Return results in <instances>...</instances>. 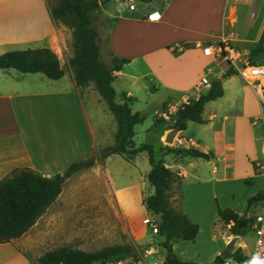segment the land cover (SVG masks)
Returning <instances> with one entry per match:
<instances>
[{
  "label": "rangeland",
  "instance_id": "rangeland-1",
  "mask_svg": "<svg viewBox=\"0 0 264 264\" xmlns=\"http://www.w3.org/2000/svg\"><path fill=\"white\" fill-rule=\"evenodd\" d=\"M57 1L47 0L50 7ZM99 1L103 4L95 12L93 23L104 35L113 30L117 23V18L107 16L104 9L121 16L141 17L150 5L159 10L164 8V0H152L151 3L134 0L136 10L130 9L129 0ZM140 28L154 33L165 30L163 25L152 24H142ZM193 49L196 48L183 53L173 52L169 48L158 49L152 63L138 71L145 75L140 81L141 88L131 89L138 98L131 109L133 112L139 111L145 120L135 126L136 146L151 143L157 153L160 149L165 150L159 142L157 131L161 125L171 127L174 120L171 118L163 123L157 111L164 109L163 104L167 100L173 104L180 103L181 95L188 89L194 92L195 82L208 72L206 67L192 60ZM65 65L68 66L67 61ZM133 65L138 66V61ZM222 68L228 70L225 64ZM222 68H217L215 80L223 73ZM12 71L20 77L24 75L18 70ZM20 80L24 86H41L43 89L57 83L42 73H27ZM120 80L124 86H128L126 78ZM144 85L150 90L144 89ZM234 86H237L236 89ZM225 87L224 96L206 103L203 116L207 122L191 121L182 132V135L192 137L200 146L198 149L219 150L220 153V160L214 159L213 162L189 158V162L199 165L200 169L190 165L187 167L190 177L189 183L181 189V209L200 227L195 239H175L171 242L172 251H169L164 246L166 237L160 231L153 232L152 225L147 222L149 218L159 225L161 216L149 212L144 202L154 189L146 175L150 167L146 151L140 152L134 161H127L119 154L112 155L106 161L107 175L105 160L100 159V150L114 143L117 122L110 110L105 108L107 105L103 100L104 104L100 102L96 107L87 104L93 120L96 121L95 113L109 126L103 139L93 140L91 152L99 160L93 167L68 178L56 201L28 230L25 236L29 245L26 254L31 263L37 264L42 255L62 247L97 252L107 247L121 246L133 249L134 253L128 257L136 264H167V258L187 264H213L221 254L222 251L219 254L218 251L227 236L233 238L234 234L230 230L233 223L226 224L221 219L219 208L243 212L238 217L249 218L257 214L262 206V201H258L249 207V198L254 194H264V170L256 171L254 168V163L264 162L261 127L252 124L253 117L260 111L259 99L251 86L240 77H236L232 84L227 82ZM90 91L94 92L95 87L92 86ZM163 145L173 144L164 139ZM215 165L219 167L217 173H213ZM254 170L257 175L247 177ZM197 175L209 182L196 180L194 177ZM225 175L233 179L225 181ZM216 177L221 182L218 179L215 181ZM173 189V194L180 195L177 183L173 184ZM198 190L203 194L196 195L194 191ZM246 211L249 213L244 214ZM254 243V231L249 228L245 235L238 237L236 248L242 245V253L248 255L252 253ZM149 249L158 251L150 254Z\"/></svg>",
  "mask_w": 264,
  "mask_h": 264
},
{
  "label": "crops",
  "instance_id": "crops-1",
  "mask_svg": "<svg viewBox=\"0 0 264 264\" xmlns=\"http://www.w3.org/2000/svg\"><path fill=\"white\" fill-rule=\"evenodd\" d=\"M151 2L152 0H149L148 3ZM154 8L157 9L150 5L141 17L121 16L104 9L107 16L117 18V23L106 35L99 30L102 60L107 64H110L113 56L130 60L122 70L116 72L113 82L118 102H123L122 94L127 93V96L132 98L131 107L138 99L131 89H140V81L145 75L139 74L140 68L152 63L158 49L171 50V45L174 43H182L187 47L186 50L196 48L192 50L191 58L196 64L208 69L206 73H210L212 82L217 78L218 67L222 68L225 64L229 70L232 66L225 60L218 61L217 58L205 56L202 48L196 46L197 43L216 45L230 38L238 50L239 47L241 48L243 55L250 56L256 63H264V0H173L171 2L164 0V8L160 10L161 21L150 22L147 20V15ZM142 24L163 25L165 30L160 33L145 32L140 28ZM73 41V30L53 18L47 0H0V55L9 51L48 47L58 55L65 70V75L55 80L57 82L55 86L43 89L40 88L41 86L36 88L34 85H22L20 79L25 78L27 73H23L24 75L20 77L12 71L16 69H0V181L17 168L29 167L49 177L62 173L71 163L89 152L95 138L100 141L108 132L109 126L105 121L100 120L95 113L96 121H94L87 106L89 103L90 106L96 107L98 103L105 101L94 83L87 87L77 86L69 63L74 54ZM66 61L68 66L65 65ZM136 61L138 66L133 65ZM222 69L223 73L220 74L219 79L222 80L224 95L227 82L232 84L236 77L246 82L237 72L225 76L228 70ZM120 78H126L127 83L129 82L127 87ZM201 78L193 85L194 92L188 89L181 95V102L187 96L195 99ZM92 86L95 87L94 92L90 91ZM235 87L237 86H234V89ZM143 88L150 90L147 85ZM168 103H172L171 100H167L163 108ZM105 108H108V105ZM260 111L253 117L252 124L261 127L264 156V129L255 121ZM168 121L170 120H165L163 123ZM171 129V127L165 128L164 125L158 129L157 137L161 146H167L163 145L164 139ZM179 131L181 133L170 146L200 147L192 137L182 135L185 130ZM133 144L136 146L135 139ZM202 151L213 153L214 156L207 161L220 160L219 150ZM111 156L105 159V169L106 161ZM162 157L168 167L179 172L183 177L179 185L180 195L173 194V188L170 191L172 206L183 212L181 189L189 183L190 172L187 167L190 165L194 169H200V166L189 162V158L195 157L173 153L163 154ZM257 163H254V168L260 171L256 166ZM218 169L219 167L215 165L213 173H217ZM150 170L151 164L146 171L147 176ZM255 170L247 177L254 178L257 175ZM224 177L225 181L233 179L228 175ZM194 178L203 181L198 175ZM217 179L221 182L217 177L215 181H218ZM194 192L198 196L203 194L199 190ZM247 213L249 212H244ZM186 215L190 219L189 215ZM29 231L21 237L0 244V264H32L26 254L29 245L25 236ZM231 239L227 236L218 254L225 249Z\"/></svg>",
  "mask_w": 264,
  "mask_h": 264
},
{
  "label": "trees",
  "instance_id": "trees-1",
  "mask_svg": "<svg viewBox=\"0 0 264 264\" xmlns=\"http://www.w3.org/2000/svg\"><path fill=\"white\" fill-rule=\"evenodd\" d=\"M105 2L110 0H104ZM149 1V0H146ZM99 0H58L51 6L53 18L73 30V51L69 63L73 69L78 87H87L94 83L97 91L105 100L117 122V133L113 144L100 150V159L105 160L113 154H119L127 161H134L140 152L146 151L151 164L148 180L154 192L144 200L149 212L160 215L158 231L166 237L164 246L172 251L171 242L175 239L193 240L199 233V225L192 222L185 213L172 206L171 193L173 184L183 181L179 172L166 164L163 154L173 153L180 156L211 159L212 152H204L193 146H170L156 152L151 143L139 146L133 144L135 126L145 120L140 112H133L130 107L132 98L123 93V102L116 100L117 93L113 86L116 72L130 62L127 58L113 56L110 64L101 58V38L93 23L95 12L101 8ZM13 68L22 73H42L51 80H58L65 75L58 55L48 47L15 50L0 55V69ZM236 74L231 67L226 75ZM224 95L221 79L212 82L210 88L198 99L184 103L173 115L171 128L186 130L189 121L206 123L203 112L206 103ZM166 106V105H165ZM164 106V107H165ZM165 121V119H162ZM92 149V148H91ZM91 149L83 157L71 163L65 171L54 176H45L32 168H17L0 181V244L21 237L34 226L38 218L52 205L62 192L65 181L75 173L93 167L99 160ZM264 195L258 193L249 198L251 207L263 201ZM219 216L226 224H231L232 233L245 235L250 228V219L238 217L233 210L219 208ZM132 248L121 246L107 247L97 252H85L69 247L51 250L38 259L37 264H105L112 259H124L133 254ZM242 257L241 254H237ZM235 255V256H236ZM222 260L220 255L216 261ZM167 264H187L182 261L166 259Z\"/></svg>",
  "mask_w": 264,
  "mask_h": 264
},
{
  "label": "built area",
  "instance_id": "built-area-1",
  "mask_svg": "<svg viewBox=\"0 0 264 264\" xmlns=\"http://www.w3.org/2000/svg\"><path fill=\"white\" fill-rule=\"evenodd\" d=\"M130 9L136 10L134 0H129ZM155 17V19H153ZM162 19V13L158 9H152L148 15L147 20L150 22H159ZM196 46L201 47L203 54L213 59L227 61L236 72L253 88L257 95L260 104V114L255 118V121L260 123L264 129V63H256L250 56H245L238 50L233 44L230 38L224 39L222 42L214 45L210 43H197ZM187 47L182 43H174L171 45L173 52L181 53L185 51ZM212 84L210 73H206L197 85L196 97L198 99L202 93L207 91ZM204 89H206L204 91ZM193 98L187 96L184 101L173 104L168 103L163 110L157 111V114L165 119L170 120L173 115L176 114L178 109L184 104L192 101ZM259 170H264V162H258L256 164ZM249 226L254 231L255 243L251 254L244 255L242 253L243 246L237 249L236 246L233 249V254L228 258H222L220 261H215L213 264H264V200L262 201L261 210L254 216L249 217ZM148 223L152 225L153 232H158V225L153 219H146ZM158 250L149 249V253L153 254ZM237 254H241L239 257ZM236 255V256H235ZM105 264H136L131 258L126 257L124 259H112Z\"/></svg>",
  "mask_w": 264,
  "mask_h": 264
},
{
  "label": "water",
  "instance_id": "water-1",
  "mask_svg": "<svg viewBox=\"0 0 264 264\" xmlns=\"http://www.w3.org/2000/svg\"><path fill=\"white\" fill-rule=\"evenodd\" d=\"M179 129L177 128H172L168 134L166 135V142L169 144H174L175 142V137L178 133ZM240 235L238 233H234L233 234V238L229 241V243L227 244V246L225 247V249L221 252L220 256L222 258H228L233 254V249L236 246L237 243V239Z\"/></svg>",
  "mask_w": 264,
  "mask_h": 264
},
{
  "label": "snow or ice",
  "instance_id": "snow-or-ice-1",
  "mask_svg": "<svg viewBox=\"0 0 264 264\" xmlns=\"http://www.w3.org/2000/svg\"><path fill=\"white\" fill-rule=\"evenodd\" d=\"M153 19H155V17H153Z\"/></svg>",
  "mask_w": 264,
  "mask_h": 264
}]
</instances>
